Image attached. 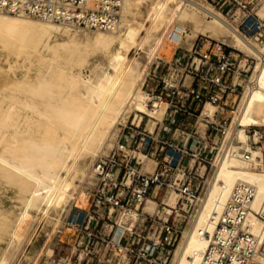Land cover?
Segmentation results:
<instances>
[{
	"label": "bare ground",
	"instance_id": "bare-ground-1",
	"mask_svg": "<svg viewBox=\"0 0 264 264\" xmlns=\"http://www.w3.org/2000/svg\"><path fill=\"white\" fill-rule=\"evenodd\" d=\"M87 1L90 5V0ZM94 2L91 0V5ZM119 5L118 24L110 31L77 30L0 13L1 48L21 57L19 61L23 64L33 59L47 64V70L40 71L33 83L16 79L8 82L5 77L6 83L14 87L12 94L1 93L0 87V180L18 185L22 195L28 193L24 210L12 222L13 226L10 224L11 230H7L8 222L0 224V233L7 236L6 248L0 252V264H21L25 247L36 238L39 223L38 215L35 217L30 210L47 217L51 209L74 197L73 180L80 172L79 159L90 156L92 168L94 158L108 143L111 128L125 122L131 111L137 113V126L142 115L149 118L151 126L162 125L167 105L141 92L143 65L133 54L140 50L155 61L164 42L185 48L182 46L185 37L197 38L204 33H210V38L228 37L230 47L255 57L256 63L243 85L238 105L230 112L232 122L224 126L223 133L218 132L214 175L207 182L202 199L197 201L199 208L182 234L172 264L200 263L207 248L202 232L211 233L224 204L237 187L246 189L236 198L246 203L245 223L257 240L264 242V222L255 215L264 216V140H260L257 131L254 136L248 132L254 127L264 133V42L258 44L240 37L234 25L204 0H120ZM141 5H145L143 14L139 12ZM258 14L264 17V4ZM88 32L94 33L91 51L105 57L106 66L94 67L93 78L84 81L71 68L81 65L86 58L89 46L81 48L77 38ZM55 33L66 38L58 44H47ZM20 86L24 89L17 92L15 88ZM66 90L69 91L65 95ZM218 111L217 105L206 103L199 119L215 122ZM198 126L200 130L199 123ZM141 158L144 160L146 156L142 154ZM155 168L156 165L150 174ZM81 174L84 179L85 174ZM248 191L253 194L249 202L245 199ZM166 195L162 201L164 210L170 213L176 209L178 196L173 191ZM154 205L148 200L146 209L151 210ZM133 211L123 210L126 213L120 219L117 239L123 232L122 222L137 218ZM256 261L264 264V257L256 255Z\"/></svg>",
	"mask_w": 264,
	"mask_h": 264
},
{
	"label": "built area",
	"instance_id": "built-area-1",
	"mask_svg": "<svg viewBox=\"0 0 264 264\" xmlns=\"http://www.w3.org/2000/svg\"><path fill=\"white\" fill-rule=\"evenodd\" d=\"M204 1L221 12L240 37L258 44L264 42V17L258 14L264 0ZM88 3L87 0H0V13L77 30H113L119 21L120 0ZM255 63V57L205 35L198 36L188 49L177 47L170 60L158 57L152 62L144 85L150 86L148 93L157 102L167 105L162 125L157 124L150 133L146 131L147 124L141 127L133 120L128 121L116 137L115 147L96 160L95 185L87 194L88 209L74 205L61 226L72 231L65 264H91V260L98 264L166 263L183 232V221L178 219L177 212H185L186 208L194 210L197 206L207 180L201 168L211 165L208 154L210 151L214 154L217 149L214 139L229 123V118L222 117L223 110H233L234 106L228 102L241 96ZM206 103L219 107L216 113L219 121L202 120L205 130L201 135L198 123ZM255 131L264 140L263 130L252 127L248 132L254 136ZM139 153L154 160L153 173L142 171ZM237 188L224 204L211 233L203 230L207 248L199 264H262L256 261V255L264 257V242L249 231L245 223L246 203L236 199L246 189ZM171 191L178 196V210L172 209L167 217L162 208L154 216L143 211L147 198L157 201ZM252 197V191H248L245 199L249 202ZM91 200L97 208L107 209L105 218L111 222L108 225L111 230L114 229L110 231L112 235L91 231ZM125 209L138 211L139 215L135 223H123V232L116 241L118 214ZM99 210H94L95 215L103 219L104 216L97 215ZM255 215L264 222V216ZM134 228L138 234L133 232ZM151 230H154L152 235ZM144 232L146 237L141 235ZM134 233L135 248L134 240L130 241ZM91 245L100 246L101 250L91 251Z\"/></svg>",
	"mask_w": 264,
	"mask_h": 264
},
{
	"label": "rangeland",
	"instance_id": "rangeland-1",
	"mask_svg": "<svg viewBox=\"0 0 264 264\" xmlns=\"http://www.w3.org/2000/svg\"><path fill=\"white\" fill-rule=\"evenodd\" d=\"M139 12L141 14H143L145 12V5H141L139 7ZM189 28V27H188ZM94 33L88 32V33H81L80 36L77 38L81 44V48L84 47V45H88L89 47L86 48L87 51V55L85 60L81 63V65H77L75 67L71 68V71L73 74L79 76L82 80L87 81L90 77L93 78V73H94V67H96L97 65H99L100 67H105L106 66V59H104L105 57L99 55V54H95L91 51V43L90 40L93 37ZM188 34H190V31H188ZM200 35H205V36H209L210 38V33H204V34H200ZM192 36V35H191ZM199 36V35H198ZM64 38H66L62 33H55L52 34L48 41L47 44L49 45H54V44H58L61 43ZM196 37L193 36V38H187L185 37V40L182 44L183 47L185 48H189L190 45L192 44V42L194 41ZM215 40L221 41L225 44H227L228 46H232L230 45V39L228 37H218V38H213ZM188 44V45H187ZM42 47V44L39 46ZM178 46L176 44L173 43H168V42H164V45L162 46V49L158 52L157 57L159 58H163L166 60H170L173 56L174 50L177 48ZM148 47H146L147 49ZM136 58H138L139 62L141 63V66L143 65V70H144V77H143V81H142V85L140 87L141 92H143L144 94L147 95V93L149 92L150 86H147V84H145L143 86L144 80H145V76L147 75L146 70L148 69L149 64L154 60V58L150 59L151 57L148 58V56L146 55V53H142V51L138 50L136 53L133 54ZM21 57H16L15 54H12V52H10V50L1 48L0 45V88L1 93L3 94H12L14 92V87L12 88L10 85H8L7 83L11 81H15L16 80H20V81H28V82H34V80L39 76L40 71L45 72L47 70V64L41 62L40 60H36L33 59L32 62H26V63H22V61H19ZM18 61V62H17ZM57 70H59V68L57 67ZM7 71V72H6ZM7 74V75H6ZM251 75V74H250ZM5 77L8 79L6 81ZM5 79V80H3ZM7 82V83H6ZM5 84V85H4ZM6 89H4L2 86ZM8 85V86H7ZM25 86V85H24ZM11 87V88H10ZM27 88H30L29 85H26ZM17 89V92H20L21 89H24L23 86H20ZM8 91V92H6ZM13 91V92H12ZM16 91V90H15ZM69 90L64 91V94L66 95V93H68ZM242 92V91H241ZM7 94V95H8ZM148 96V95H147ZM232 102H228V104L230 106H234L233 110H235L236 106L238 105V102L240 100V96H238L237 98H232ZM150 108V107H149ZM215 111V109L213 110ZM231 112V111H230ZM229 112V110H227V108H224L223 110V118H229L228 120V124H230L233 120V116L232 114ZM135 114H137L134 111H131L128 115V119L124 122H119L116 124V126L112 129V133L111 136L108 138V143L106 145H104L98 156L96 158H94L93 164H92V168H91V160L92 158L89 157H82L79 159L78 161V170L80 171L77 175L75 174V178L73 180V190H72V195L77 198L75 199L74 197H72L70 200H68V202L64 203L62 206H59L56 209H51L49 211V214L47 217H41L42 215L39 212H34V210H30V213L33 214L35 217L38 215L39 218V223L37 225V233H36V238L29 243L26 247H25V255H23L21 260V264H65L66 263V255L67 252H69V248H70V241L69 238L72 235V231L65 229L61 226H63V222L65 220V218L67 217L70 209L72 207L77 206L80 209H88V202H87V194L92 192V189L95 185V174L93 172V168L95 165L96 160H98L101 157L106 156L114 147H115V142H116V137L118 135H120V133L122 132V127L126 125V123L128 121L133 120L134 124H136L135 122ZM139 114V113H138ZM199 114V111L198 113ZM142 115V114H141ZM148 117L145 115H142V122H141V127L144 126V124L146 125V131H149L150 133L153 132V128L155 126H151V123L148 122ZM219 118L214 117L215 122H218ZM188 123H191V121H188ZM199 125H200V134L203 135L204 134V127L202 125V119H199ZM214 133L212 134L213 137ZM211 137V138H212ZM217 140H219V136L217 134V136L215 137L214 141L217 142ZM221 140V139H220ZM239 144H236V146H238ZM141 154V156L139 155ZM138 155L140 156V159L142 160V171L144 173H148L150 174V172L153 171L154 167H155V162L153 159H151L149 156L143 154V153H139ZM142 154L144 156H146V158L143 160ZM217 152L215 151V153L213 154L212 151L209 152L208 154V158L211 157V165H208L207 169L205 167L201 168L202 173H205V177L207 176V180H206V185L207 182L209 180H211V178L214 175L215 172V167H214V163L217 157ZM213 156V157H212ZM148 157V158H147ZM90 158V159H89ZM91 168V169H90ZM206 170V171H205ZM81 172H83L85 174V178L83 179V176L81 174ZM74 175V173L72 174V176ZM78 176L82 177L79 178ZM74 177V176H73ZM204 177V178H205ZM3 181V182H2ZM0 215L3 217V219H0V224H2V222L4 221L6 223V225L10 226V224L13 226L12 222L16 221L18 215L20 214L21 211L24 210L25 207V202L26 199L28 198V193L27 194H23L19 193V187L18 185H15L14 183H5V180H0ZM6 184V185H5ZM76 189H75V188ZM207 189V188H206ZM18 190V191H16ZM81 194H84L81 196ZM167 196V195H166ZM83 198V199H81ZM167 198V197H166ZM164 198V200L166 199ZM199 198L202 199V196H200ZM163 197H160L159 200L154 201L153 198H148V200H151L155 203L153 209H146L147 207V201L143 206V211L146 213H149L150 215H155L158 211V209L160 210L162 208V211L164 212V216L167 217L168 215H171L172 213V209L171 212H167L164 210V203L162 201ZM161 202V203H160ZM199 208V204L198 206L195 207V209L193 210L192 208H186L185 212H177V214H180V216H178V219H181V221H183L182 223V230L183 232L188 229L191 225V222L194 220L195 218V214L197 209ZM99 210V214L97 215H102L103 219L101 218H97V216L95 215L94 210L96 211ZM176 209H177V205H176ZM107 209H102V206L100 208H97L95 206V203L91 200V231L97 235H102V236H107V235H112V233L110 231H113L114 229L111 230V227H109L108 225H111V222L106 221L105 215L107 214ZM178 210V209H177ZM98 212V211H97ZM135 212V211H133ZM126 212L121 211L118 214V218H117V225L119 226V222L120 219L122 218V216L125 214ZM5 216H3V215ZM115 213L112 214V220H114L113 218L115 217L114 215ZM137 214V218H138V211H136ZM174 215V214H173ZM0 217V218H2ZM137 218L134 220H126L123 221L122 224L124 222H128L130 221L132 224L135 223L137 221ZM88 218L86 217V220ZM136 220V221H135ZM98 223L97 225L96 222ZM107 223V225H106ZM124 226V225H123ZM11 226L10 228L8 227V231L11 230ZM119 228V227H118ZM60 232H59V231ZM158 230H156L155 232V236L158 234ZM117 231V229H116ZM116 231L114 234V238L116 241H118L119 239H117L115 237L116 235ZM133 232H135L136 234L139 233V231L137 230V228H134ZM147 232V231H146ZM144 232L141 235L146 237L147 233ZM154 232V230L150 231V235H152V233ZM182 232V234H183ZM134 233L133 239L131 238L130 241L137 239V235ZM6 234V232H5ZM0 237V252H2L5 248H6V243H7V236L4 234ZM127 235H130L129 233ZM182 238V236H181ZM181 238L178 240V243H176L174 245V247L171 249V255L168 257V260L166 261L165 264H172L173 263V258H174V251L176 250V248L178 247ZM124 242H127L125 240H123ZM129 244H132L131 242H129ZM136 247V240H134L133 243V248ZM140 247V245H139ZM2 250V251H1ZM101 250L100 246L98 247H94L93 245H91V251L94 252H99ZM37 255V257H36ZM36 259V260H34ZM162 261L165 260V257H161L160 258ZM35 261V262H34ZM34 262V263H33ZM91 264H98V262L96 261H92L91 260Z\"/></svg>",
	"mask_w": 264,
	"mask_h": 264
},
{
	"label": "crops",
	"instance_id": "crops-1",
	"mask_svg": "<svg viewBox=\"0 0 264 264\" xmlns=\"http://www.w3.org/2000/svg\"><path fill=\"white\" fill-rule=\"evenodd\" d=\"M148 158V157H147Z\"/></svg>",
	"mask_w": 264,
	"mask_h": 264
}]
</instances>
